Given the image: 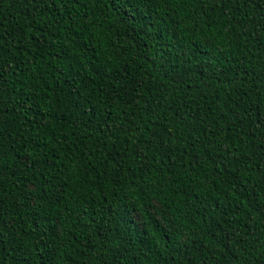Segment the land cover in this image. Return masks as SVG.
Masks as SVG:
<instances>
[{
	"label": "trees",
	"instance_id": "obj_1",
	"mask_svg": "<svg viewBox=\"0 0 264 264\" xmlns=\"http://www.w3.org/2000/svg\"><path fill=\"white\" fill-rule=\"evenodd\" d=\"M233 176L264 204V0H0V264H264Z\"/></svg>",
	"mask_w": 264,
	"mask_h": 264
},
{
	"label": "snow or ice",
	"instance_id": "obj_2",
	"mask_svg": "<svg viewBox=\"0 0 264 264\" xmlns=\"http://www.w3.org/2000/svg\"><path fill=\"white\" fill-rule=\"evenodd\" d=\"M185 2H186V0H172V3H175V4H184ZM250 2L254 3L255 0H250ZM196 23L203 24L206 32L207 31L212 32V35L207 36L208 40H210V41L215 40L219 44L225 43L226 37L224 36V34L222 32H218L217 29H215V27L213 26V24H214L213 21H201L198 17L196 20H194L192 22V24H189L188 27L191 28ZM94 38L103 39L104 38L103 33L98 32V33L94 34ZM19 163L23 164L25 167H28L27 161L21 160ZM232 183L233 184L239 183L241 185L243 192L251 196V200L249 202L245 203V207H248L249 203H250L253 207V210L256 211L262 217H264V204H261L260 202H258L256 200L254 191L252 189H249L248 187H245L243 181H241L240 177H238V176H233ZM149 207H152V206H149ZM151 214L153 215V217H155L157 215L155 208H152ZM146 215H147V213H146ZM132 220H133V222L137 223L141 229H143L144 220L141 216L133 215Z\"/></svg>",
	"mask_w": 264,
	"mask_h": 264
}]
</instances>
